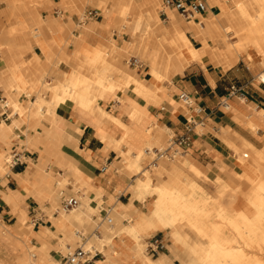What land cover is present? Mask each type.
<instances>
[{
    "label": "bare ground",
    "instance_id": "1",
    "mask_svg": "<svg viewBox=\"0 0 264 264\" xmlns=\"http://www.w3.org/2000/svg\"><path fill=\"white\" fill-rule=\"evenodd\" d=\"M2 1L0 87L11 100L5 96L7 104H12L14 118L9 123L0 122V174L10 169L7 150L11 134L22 130L24 138L16 135L20 147L35 150L40 156L23 187L42 206L49 203L46 210L57 230L33 232L22 201L10 192L5 198L17 222L14 226L0 224V264H62L54 248L72 251L81 239L79 227L90 228L96 211L89 204L90 195L95 192L100 196V191L62 150L64 142H76L80 132L57 113L67 102L98 127L106 147L121 157L120 167L134 178L129 185L130 203H119L111 213V223L105 222L99 232L92 230L82 243L85 251L103 250L106 259L101 264H175L174 258L181 264H264V148L229 131L239 140L225 138L226 146L234 149L240 172L223 169L224 173L212 178L183 157L180 149L173 156L160 158L156 167H144L146 149L154 155V146L165 149L168 129L146 127V108L126 96L130 92L158 105L167 97L166 86L172 84L173 77L196 62L208 60L228 68L244 56L264 64V0H208L219 11L210 12L208 17L196 15L199 22L196 18L186 20L175 10H167L168 18L163 19L161 0H61L59 4L78 12L81 20L87 5L103 15L99 21L83 20L79 25L43 16L39 8L54 4L51 0ZM6 20L11 22L9 26ZM75 26L80 29L77 35L71 32ZM112 33L126 34L130 39L118 43ZM189 34L200 46L193 44ZM95 37L100 40L92 43ZM70 44L74 49L68 52ZM36 46L42 56L34 52ZM28 52L32 55L25 59ZM125 56L136 57L147 66L151 85L143 81L139 67L124 62ZM61 63L68 70L59 69ZM44 75H51L53 82L45 84ZM258 78L264 88V71ZM21 93H26V103L20 101ZM112 99L127 114V123L101 105V101ZM237 111L238 120L244 121L245 116ZM258 116L247 118L251 131L264 129V111ZM108 123L122 130L119 139L102 129ZM247 151L252 155L250 160L246 159ZM178 155L182 158L176 159ZM50 164L61 169L58 176L47 170ZM198 177L214 182L215 194L209 193ZM244 185L249 190H244ZM78 191L82 192L76 194ZM64 192L78 195L80 204L64 210ZM135 199L148 210L135 207ZM240 202L243 207L237 208ZM159 231L166 232L170 253L160 251L153 258L147 253L145 238ZM32 237L39 239L40 246L30 243ZM53 237L58 238L56 246L45 239Z\"/></svg>",
    "mask_w": 264,
    "mask_h": 264
},
{
    "label": "crops",
    "instance_id": "2",
    "mask_svg": "<svg viewBox=\"0 0 264 264\" xmlns=\"http://www.w3.org/2000/svg\"><path fill=\"white\" fill-rule=\"evenodd\" d=\"M207 2L209 6L208 12L200 16L208 17L210 12L215 14L219 11L218 6H210L208 0ZM57 11L59 10L56 6L50 5L42 15L61 18L60 15L63 12L59 11L60 14H58L56 13ZM99 18L96 20L99 21ZM61 19L65 24L69 23L70 20L75 25L78 22L76 17L69 19L67 16ZM196 21H200L199 17H196ZM71 32L77 35L80 29L74 27ZM189 36L195 46H200V42L197 39L190 34ZM97 40H100V38L95 37L91 42L95 43ZM210 43L212 44V42ZM73 49V44L67 47L68 52ZM34 52L42 56L40 47L36 46ZM257 61L255 64H250L251 61L246 60L242 56L238 62L228 68L208 60L204 61V64L193 63L184 70L183 74L173 77L172 84L166 86L167 97L158 105L147 103L133 96L130 92L126 96L133 98L141 107L146 108L148 113V116H146V127L165 128L171 131L172 135L184 133L187 115H196L198 124L192 132L191 145L183 151L180 149L183 152V157L188 158L195 166L202 169L212 178L224 173L223 169L238 172L241 167L236 160L234 149L226 146L225 138L233 142H239L236 135H240L257 148H264V129L259 128L256 132L251 131L246 122L247 118L253 116L259 118V111H264V88L257 77L260 71H264V67H260ZM138 69L143 81L151 85L147 76V66L142 65ZM233 86H235V91L232 90ZM0 92L4 96L1 87ZM181 92L190 94L193 101L191 107L186 106L179 100L178 96ZM101 105L108 112L120 116L125 123L128 122L127 114L119 108L120 104L115 99L108 102L101 101ZM197 109L201 110L198 114L195 112ZM237 110L242 113L243 117L245 116L244 121L238 120L239 113ZM0 111L2 112L1 105ZM57 113L65 121L80 129V132L76 133V142H64L62 150L74 160L73 163L79 170L93 179V185L100 191V196L95 192L91 193L89 203L96 210L92 214V221L96 222V220H99L93 231L99 232V229L105 223L101 222V219L107 211H109L111 216L112 211L118 208L119 203L124 205L130 203L132 193L129 191V185L134 179L129 178L126 174H120L121 157L115 149L106 147V142L102 139L98 127L90 122L88 118L81 115L72 102L61 104L57 108ZM67 128L69 132H73L71 130L73 128H69V126ZM102 129L117 139L122 134V130L114 124L102 125ZM223 130H226L227 133L225 134ZM229 131L235 132L236 135ZM14 132L24 138L22 130L15 129ZM19 145L17 140L14 141L11 151L14 149L18 150ZM175 148L173 147L172 150ZM21 149V163L15 167L10 166L6 174H0V224L14 226L17 222V217L13 214L12 207L5 198V195H10V192H13L14 197H19L22 201V205L27 211L28 223L32 225L33 232L39 233L43 228H49L51 231L56 232L57 229L50 215L46 212V209L49 208V203H44L45 209H43L41 203L35 197L29 195L23 187V180L26 179L28 173L32 174L34 172V167L39 162V153L28 147H22ZM122 149H127V146L122 145ZM153 149L155 151L154 157L151 156V152L149 153V149H146L148 158L144 162V167L152 168L151 165L156 167L159 159L162 158L160 157L161 150L156 146ZM4 150H7L6 146H4ZM47 170L58 176L61 169L54 165H48ZM68 186L72 187L71 184H68ZM81 192L78 191V193ZM67 195L71 194L67 192L62 194L61 202L63 197ZM142 204L139 200H134L135 207L147 211L148 208L142 206ZM54 215L57 216L58 211H55ZM124 222L128 221L124 220ZM85 234L84 242L91 236V233L85 232ZM45 239L54 246L58 244V238L56 237ZM30 243L36 246L41 244L37 237H32ZM53 251L57 253L55 254L56 258H59L63 264L62 259L65 255L63 251L58 248H54ZM96 251L98 252L97 255L85 264H101L106 259L103 250L97 249Z\"/></svg>",
    "mask_w": 264,
    "mask_h": 264
},
{
    "label": "built area",
    "instance_id": "3",
    "mask_svg": "<svg viewBox=\"0 0 264 264\" xmlns=\"http://www.w3.org/2000/svg\"><path fill=\"white\" fill-rule=\"evenodd\" d=\"M167 10H175L178 12L181 16H183L186 20H191L193 18H196V15H201L209 10L208 2L207 0H163L162 1V10L160 11L161 15L164 18H167ZM56 13L60 14L59 11ZM101 16L100 12L96 9H93L89 12H87V18L93 19V18H99ZM86 18V19H87ZM129 65L132 67H141L142 62L136 58L131 57L129 59ZM232 90L235 91V86L232 87ZM179 100L182 101L183 104H185L188 107H191L193 104V101L191 99L190 94L187 92H181L178 96ZM0 105H1V116L7 121L10 120V118L13 116V111L11 107L7 104V98L2 95L0 92ZM228 105V104H227ZM195 112L198 114L201 112L200 109L195 110ZM198 124L197 116L194 114H188L186 117V123H185V132L179 135L173 134L170 137L169 144L165 150L160 151V157L164 156H173L176 154L179 149L182 151L186 148H188L191 145L192 142V132L194 131L195 126ZM173 147H176L172 150ZM21 152L17 149L12 150L10 159L8 163L11 167L17 166L19 163H21ZM247 157V155H245ZM78 192H76L77 194ZM80 198L78 195L71 194L63 197V200L61 202V207L64 210H71L75 207H77L80 204ZM111 216L109 215V211L105 213V215L102 217L101 222H107L111 223ZM78 236L81 238L82 242L78 244L77 248L75 250L67 252L63 257V264H85L88 263L91 259H93L97 255V251L94 253L91 251H85L82 243L85 240V232L83 231H77ZM166 245L164 243V239L160 238L158 235L153 236L149 240L148 249L149 252H152V254H156L160 251L166 250ZM33 258H35V255H33ZM30 264H35L34 262Z\"/></svg>",
    "mask_w": 264,
    "mask_h": 264
},
{
    "label": "rangeland",
    "instance_id": "4",
    "mask_svg": "<svg viewBox=\"0 0 264 264\" xmlns=\"http://www.w3.org/2000/svg\"><path fill=\"white\" fill-rule=\"evenodd\" d=\"M53 3H54V1H55V3L54 4H52V5H54V6H56L57 8H58V10L59 11H61V12H63V14H61L60 15V17L61 18H66L67 16H69L70 15V17H76L77 19H78V22H76L77 23V25L79 24V23H81V21H83L84 20V22H89V21H91V20H96V18H93V19H88L87 18V12H89V11H91V10H93V9H96L93 5H87L86 7H85V10H84V14H83V17H84V19L83 20H81V15L78 13V12H76V11H73L72 9H66V8H64L62 5H60L59 4V2L61 1V0H51ZM162 1L163 0H161V3L159 4V11H161L162 10ZM4 1H2V0H0V9H3L4 8V6H5V4L3 3ZM39 10H40V13L42 14V13H45V10H46V8H44V7H40L39 8ZM97 10V9H96ZM69 14V15H68ZM100 14H101V12H100ZM161 14V13H160ZM44 15V14H43ZM101 18H99L98 20H101L102 18H103V15L101 14V16H100ZM163 19H165L163 16H161ZM87 18V19H86ZM8 26L11 24V22L10 21H8V20H6V22H5ZM75 28H78L77 26H75ZM113 39H115L116 40V42H118V43H121L124 39L125 40H129L130 39V37H129V35H123V36H120L118 33H112L111 35H110ZM196 44V43H195ZM34 49H35V47H34ZM33 49V50H34ZM30 55H31V52H28V53H26L25 55H24V58L25 59H28L29 57H30ZM131 57L130 56H125L124 58H123V60H124V62H127V61H129V59H130ZM243 58H245L244 56H243ZM0 63H1V60H0ZM250 64H253V62L251 61V63ZM255 64V63H254ZM257 64H259L260 65V67H264V64H263V62H262V60H258L257 61ZM58 68L59 69H61V70H63V71H66V70H68V68H67V65L66 64H64V63H61L59 66H58ZM258 77V76H257ZM42 80L44 81V83L45 84H47V83H52L53 82V79H52V76L51 75H44V77L42 78ZM1 89H2V87H1ZM3 90V89H2ZM15 92H17V91H15ZM3 94H4V96H6L8 99H9V97L6 95V93L3 91ZM19 97H20V101L22 102V103H26V99H27V97H26V93H21L20 95H19ZM32 97H35L34 96V94L32 95ZM32 97H31V99H32ZM10 100V99H9ZM11 101V100H10ZM10 107H12V104L10 105ZM0 113H1V111H0ZM13 118H14V116L9 120V121H6L7 123H9L10 121H12L13 120ZM2 120H5L1 115H0V122L2 121ZM152 129H153V131L154 130H156V127H152ZM16 135L17 134H15V132L13 131L12 132V134H11V138H12V141H11V145H10V147L8 148V150H7V154H8V158L10 159V155H11V148H12V144H13V142L14 141H16ZM172 135V132L171 131H168V133H167V136H166V143H165V147L164 148H166L167 146H168V144H169V138H170V136ZM22 149H21V147H20V145H19V148H18V151H21ZM181 151V150H180ZM182 152V151H181ZM248 153H249V157L248 158H246V159H248V160H250L251 158H252V155H251V153L249 152V151H247ZM151 156L152 157H154L155 155L152 153L151 154ZM180 158H182L180 155H178L177 156V158L176 159H180ZM50 165H52V164H50ZM8 166L10 167V164L8 163ZM120 169V174H126V172H124V170L122 169V167H120L119 168ZM241 171V169L240 170H238V172H240ZM8 172V171H7ZM6 172V173H7ZM53 173V172H52ZM127 175V174H126ZM55 176H57V175H55ZM129 178L131 177V176H129V175H127ZM131 179H134V178H131ZM196 180L199 182V183H201L204 187H205V189L209 192V193H211V194H215V184H214V182H210V181H207V180H205L204 178H202V177H198V178H196ZM243 188H244V190H249V188L250 187H248V185H244L243 186ZM68 193V192H67ZM142 206H145L146 207V204H142ZM243 206H242V202H240L238 205H237V208H242ZM42 208L43 209H45L44 208V206H42ZM46 212H48L47 210H46ZM96 212V211H95ZM94 212V213H95ZM93 213V212H92ZM93 213V214H94ZM48 214H49V212H48ZM50 215V214H49ZM99 220H96V222H93L92 220H91V222H90V228L89 227H85V226H80L79 227V230H83V231H85V232H87V233H91L92 232V230L95 228V225L97 224V222H98ZM100 231L102 230V227L99 229ZM155 235H158L160 238H163L164 239V243H165V245H166V247H167V249L164 251L165 253H170V251H169V248H168V244L170 243L169 242V240L167 239V236H166V232H162V231H159V232H156V233H154V234H152V236H150V237H147V238H145V242H146V246H148L149 245V240H150V238H152L153 236H155ZM82 242V240L81 239H79V242H78V244H80ZM78 244H76L75 245V247H74V249H72V251L73 250H75V248H77V246H78ZM98 250H101L100 248H97ZM62 251H63V254H66L67 252H69L68 250H66V249H61ZM147 253H148V255L149 256H151V257H153V258H156L157 256H159V253H156V254H152V252H149V249H148V251H147ZM174 263L175 264H181L180 263V261L177 259V258H174Z\"/></svg>",
    "mask_w": 264,
    "mask_h": 264
}]
</instances>
